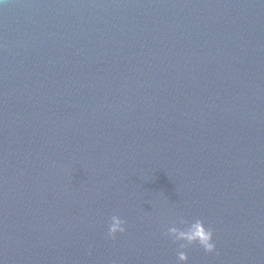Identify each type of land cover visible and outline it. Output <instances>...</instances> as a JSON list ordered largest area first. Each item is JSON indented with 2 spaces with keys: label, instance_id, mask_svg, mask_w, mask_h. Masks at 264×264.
Instances as JSON below:
<instances>
[{
  "label": "water",
  "instance_id": "water-1",
  "mask_svg": "<svg viewBox=\"0 0 264 264\" xmlns=\"http://www.w3.org/2000/svg\"><path fill=\"white\" fill-rule=\"evenodd\" d=\"M180 219L264 264V0H0V264H181Z\"/></svg>",
  "mask_w": 264,
  "mask_h": 264
},
{
  "label": "clouds",
  "instance_id": "clouds-1",
  "mask_svg": "<svg viewBox=\"0 0 264 264\" xmlns=\"http://www.w3.org/2000/svg\"><path fill=\"white\" fill-rule=\"evenodd\" d=\"M180 225L186 226L184 230H180L176 227H171L167 230L165 235L167 237L173 238V243L180 244V251L177 254V259L181 264H186L187 256L184 251L193 245H198L206 254H211L215 250L214 244L211 242L213 237V232L211 229H205L203 222L196 220L194 223L188 225V222L184 219L178 221ZM124 221L113 216L110 221L108 228V237L110 239H115L117 233L123 234L124 232ZM183 242V243H180Z\"/></svg>",
  "mask_w": 264,
  "mask_h": 264
}]
</instances>
